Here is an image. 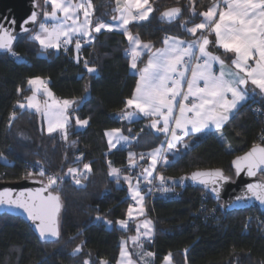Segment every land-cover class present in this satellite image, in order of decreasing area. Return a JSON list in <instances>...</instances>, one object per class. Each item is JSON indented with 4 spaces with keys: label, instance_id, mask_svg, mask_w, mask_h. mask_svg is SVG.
I'll use <instances>...</instances> for the list:
<instances>
[{
    "label": "trees",
    "instance_id": "trees-1",
    "mask_svg": "<svg viewBox=\"0 0 264 264\" xmlns=\"http://www.w3.org/2000/svg\"><path fill=\"white\" fill-rule=\"evenodd\" d=\"M38 3L42 4L43 0ZM91 3L94 22L114 15L112 0H91ZM187 3L188 0L152 2L154 11L149 19L131 23L129 30L142 41H151L154 47L166 36L184 35L185 27L200 19L191 16ZM211 3L212 0H196L197 13ZM174 6L184 8L179 21L169 25L161 23L158 14ZM95 36V41L81 49L89 66L96 67L94 74L84 68L83 59L79 64L73 62L71 48L58 53L48 50L42 56L41 49L28 34L15 41L12 50L17 56L0 54V153L7 157V161L0 160V182L19 181L26 178L28 171L35 173L32 166L37 161L49 172L60 175L68 167H80L84 163H90L92 169L81 185L65 176L58 186L63 205L59 216V243L41 242L20 218L0 216V264H83L89 253L97 262L103 259L115 264L120 240L134 232L135 221H129L128 230L122 232L114 225L107 229L105 223L96 220L97 214L113 224L126 219L131 203L127 186L122 181L117 185L108 175V161L124 173L127 152L143 154L157 147L163 134L152 130L147 119L126 123L118 118L137 82L136 75L129 73L127 41L119 32H101ZM37 76L48 80L49 89L60 100L79 101L85 97V86H88L89 99L80 104L73 116L67 141L59 133L49 136L45 130L41 131V117L31 109H20L16 105L30 94L27 79ZM18 87L22 89L19 94ZM256 101L250 100L238 109L223 129V142L216 134L209 133L168 165L159 164L158 173L179 177L195 169L219 168L233 177L231 159L255 145L259 135H264V115L255 111L256 108L264 111V101L259 97ZM13 111L16 118L9 127ZM75 116L88 119L89 125L80 128L75 124ZM113 128H121L124 134L136 138L126 147L109 151L104 133ZM81 153L82 161L74 163ZM145 207L147 217L153 221L155 235L152 242H145L144 246L155 254L154 264H159L168 253L172 254L173 264H185V249L189 250L187 264L264 262V227L258 226L264 221V212L258 209L223 215L219 204L208 194L191 187H184L177 199L149 196ZM81 241L83 251L73 257L71 252ZM14 248L20 251H12Z\"/></svg>",
    "mask_w": 264,
    "mask_h": 264
},
{
    "label": "snow or ice",
    "instance_id": "snow-or-ice-1",
    "mask_svg": "<svg viewBox=\"0 0 264 264\" xmlns=\"http://www.w3.org/2000/svg\"><path fill=\"white\" fill-rule=\"evenodd\" d=\"M119 3L120 0H117L118 5ZM47 5H51V11L46 9ZM34 7L42 10L43 21L39 20L40 12L32 11L20 25V33L28 34L29 39L38 42L42 53L49 49L59 51L61 48L67 52L69 45L74 44L73 58L77 64L83 59L84 68L89 74L96 73L97 69L89 66V61L82 57L81 49L84 44H91L96 40L94 33H100L102 29L108 32L114 29L121 30L129 42L130 47L126 52L130 57V69L136 72L139 78L132 96L125 102V108L118 113V118L129 122L139 117L147 118L150 120L149 127L156 133L163 134L165 140L147 154L150 163L147 167H142L140 172L132 175V170L140 165L136 158L137 154L129 152L127 166L129 174L123 175L120 168L114 167L111 161H108V175L115 179L117 185L121 180L127 184L130 198L134 202L128 205L127 218L117 220L115 223L121 229L127 230L129 221H135L136 234L129 239L132 245L141 249L135 253L141 264H150L155 254L144 250V244L152 242L155 232L153 221L146 215L147 197L154 191L162 195L174 193L178 183L191 180L202 185L219 201L224 185L235 182L232 176L219 168L194 171L190 176H182L176 181L158 173L157 165H168V154L178 155L180 152L178 145L190 150L191 144L185 142V137L214 133L223 142V129L237 114L238 109L250 100L257 102V97L264 101V0H213L206 11L199 13L196 0H188L186 7L191 16L203 18L201 22L185 28L194 39L182 40L168 36L163 41L165 46L155 50L151 41L143 42L139 35H134L128 27L134 21L149 19L154 11L150 0H124V7L116 9L119 16L112 17L115 23L102 20L94 22L91 0H78L76 3H73V0H43L42 4H34ZM183 11V7L174 6L163 11L161 16L168 21H174ZM48 20L55 23L48 24L46 22ZM9 23L15 25L16 21L12 19ZM30 24L34 27H28ZM15 31V28L9 30L0 24V50L9 52L14 57L17 56L12 50L13 42L17 39ZM213 33L214 42L209 39V35ZM210 44L223 49L224 53L233 54L231 66L226 65L221 55L209 50ZM145 52L148 55L147 62L142 68L138 67V61ZM214 64H219V72L213 71ZM27 85L32 88L33 95L23 98L26 103L17 101L16 105L20 109H35L37 113H41L46 118L47 134L51 136L53 133H59L61 138L67 141L73 116L80 104L89 99L88 86H85L86 95L81 100L61 101L53 98L47 81L39 76L28 78ZM21 91L22 89L18 87L17 93ZM38 92L52 98V103L45 101L42 108L36 97ZM255 111L264 115L260 108H256ZM15 118L16 112L13 111L9 117V127ZM75 124L86 127L89 120L75 116ZM44 130L42 127L41 131ZM104 135L107 137L109 151L117 148V145L129 144L136 138L124 135L121 128L106 130ZM82 156V153L76 156L74 163H80ZM139 159L144 160L145 156L140 154ZM0 160L7 161V157L0 153ZM233 165L236 177H239L241 172H246L248 177H257L259 174L260 179L255 183H247L240 194L219 206L234 208L251 201L264 206V146L254 145L242 157H237ZM32 167L36 169L35 173L28 171L26 178L39 177L36 182L41 187L15 193L9 188L0 190V208L7 210L4 215L14 210L22 211L34 225L42 242L59 243L61 239L59 215L63 205L57 191L58 186L63 183L65 176L71 177L76 185H81L82 180H86L88 173L92 171L91 164L84 163L82 169L68 167L63 175L49 172L40 161ZM154 172L157 175L154 176ZM156 181H159V184H156ZM139 217L144 219L140 220ZM96 220L109 227L113 224V221L99 214ZM258 226L264 227V221H260ZM83 247L84 242L81 241L72 250L71 255L75 257L82 253ZM12 251L19 252L20 249L14 248ZM188 251L184 250L185 264ZM133 256L134 253L129 251L128 242L122 240L116 264H138ZM83 264L109 262L103 259L97 262L89 253ZM163 264H173L171 253L164 256Z\"/></svg>",
    "mask_w": 264,
    "mask_h": 264
},
{
    "label": "water",
    "instance_id": "water-1",
    "mask_svg": "<svg viewBox=\"0 0 264 264\" xmlns=\"http://www.w3.org/2000/svg\"><path fill=\"white\" fill-rule=\"evenodd\" d=\"M34 4H39L38 0H0V24H2L5 28H8L9 30H11L12 28H15L16 31L14 34L17 35V39H18V37H20L22 35H27V34H21L20 33V25L22 24V22L27 17H29L31 15L32 11H34V10L40 12L39 20L41 18V14H42V10L38 7H34ZM169 8H171V7H169ZM167 9L168 8L163 9L158 14V19L163 24L169 25V24H172L174 22H177V21H179V19L183 15V13H182V15L174 21H168L166 18H163L161 16V13ZM12 19H15V21H16L15 25H11L9 23ZM28 27H34V26L30 24V25H28ZM15 41L13 42V45H14ZM8 53L9 52H6L4 50H0V54H8ZM252 147H250L245 152L234 156L231 159L230 167L233 171V180L235 182L234 183L229 182L228 184L224 185V187L221 191V199L219 201H217L213 197V195L210 192H208V190L205 189L202 185L196 184V183L192 182L191 180H185L186 187L201 189L203 192L208 194L214 202L218 203L219 205L222 203H227L235 195L240 194V192L244 189V187L247 183H255L260 179L259 174L257 177H248L246 175V172H241L239 177L235 176V167L233 165V161L237 157H242ZM209 169H218V168L195 169V170H192L191 172H189L185 176H190L194 171H198V170L203 171V170H209ZM38 179L39 178H24V179H21L19 181H15V182H0V190H3L5 188H9V189H12L15 193V192H19V191H24L26 189H36V188L41 187V185L36 182V180H38ZM45 195H47V193H45ZM254 208L258 209L260 212H264V206H261L259 204V202H256V201L242 203V204L237 205L234 208H227V207L221 208L219 206V211L221 214L227 215V214H230V213L235 212V211H244V210L254 209ZM6 211H7L6 209L0 208V216L4 215V213ZM60 213H61V211H60ZM8 215L12 216V217L20 218L21 220L26 222L28 224V226L30 227V229L33 231V233L37 236L38 240L41 241V239L38 236V232L36 231L32 222L27 219L25 213H23L20 210H14Z\"/></svg>",
    "mask_w": 264,
    "mask_h": 264
},
{
    "label": "crops",
    "instance_id": "crops-1",
    "mask_svg": "<svg viewBox=\"0 0 264 264\" xmlns=\"http://www.w3.org/2000/svg\"><path fill=\"white\" fill-rule=\"evenodd\" d=\"M156 1H157V0H150V3L152 4V2H156ZM76 2H78V0H73V3H76ZM212 2H213V0H212ZM211 4H212V3H211ZM211 4H210L208 7H210ZM117 7L123 8V7H124V0H120L119 5L117 4V0H112L111 10L114 11V15H113V16H119V12L116 11ZM208 7H207V8H208ZM207 8H206L204 11H206ZM48 11H51V5H49V9H48ZM91 12L93 13V5H92ZM58 15H60V14H58ZM151 15H152V13L150 14V16H151ZM113 16H112V17H113ZM150 16H149V17H150ZM112 17H110V18H108V19H105V20H102V21L107 22V23H115L114 21H112ZM43 19H44V18H43V13H42V14H41V20H40V21H43ZM81 19H83V15H82V13H81ZM202 19H203V18L200 17V19H199L198 21H196L195 23H199V22H201ZM46 22H47L48 24L55 23V21H52V20H48V21H46ZM134 22H143V21H134ZM132 23H133V22H132ZM195 23H193V24H191V25H188V26H186V27H192ZM186 27H185V28H186ZM36 30H38V27L36 28ZM101 32H108V31L102 29ZM101 32H100V33H101ZM112 32H119V33H122V34H123V32H122L121 30H117V29H114ZM95 34H98V33H94V35H95ZM198 35H199V33H198ZM169 36L178 37V38H180V39H182V40H191V39H194V37H193L190 33L186 32V31H185V34H184V35H169ZM166 37H168V36H166ZM166 37H164V38L162 39L161 44H160L159 46H157V47H154V46H153V50H155L156 48H162V47H164L165 45H164L163 41H164V39H165ZM125 39H126V41H127V49H129V47H130L129 42H128V40H127L126 37H125ZM209 39H210V41H213V42H214V41H215V34L213 33V34L209 35ZM143 42H145V41H143ZM36 43H37V45H38L39 48H40V45L38 44V42H36ZM84 45H87V44H84ZM69 48L72 49V53H73V57H74V55H75L74 44H73V45H69ZM127 49H126V50H127ZM49 50H52V51H54L55 53H58V52L62 51L63 48H61L59 51H57L56 49H49ZM126 50H125V52H126ZM209 50L215 52V53L218 54V55H221V58L225 60L226 65L231 66V59L234 58V57H233V54H231V53H224V50H223V49L218 48V46H215V47H214L213 44H210V45H209ZM126 55H127L128 58H129V73H130V74H133V75H136L137 80H138L139 77H138V75L136 74V72H134L133 70L130 69V57H129V55L127 54V52H126ZM42 56H45V53H43ZM73 57H72L73 62H74L75 64H77L76 61H75V59H74ZM147 59H148V55H147V53L145 52V54L141 57V60L138 61V67H141V68H142V67L146 64ZM81 60H82V59H81ZM213 71H214V72H219V64H214V65H213ZM44 80L47 81V85H48V80H47V79H44ZM136 83H137V82H136ZM135 87H136V85H135ZM135 87H134V89H135ZM27 88L30 90V94H29V96L33 95L32 88H31L30 86H28V85H27ZM48 88H49V87H48ZM133 91H134V90H133ZM132 94H133V93H132ZM36 97H37V100L40 102L42 108H43V106H44V102H45V101H47L48 103H52V98L47 97L43 92H38V93H36ZM53 98H54L55 100H60V99H57L54 95H53ZM256 99H258V97H257ZM61 101H62V100H61ZM24 102L26 103V101H24ZM243 105H244V104H243ZM17 107H18V105H17ZM31 110H33L38 116L41 117L43 128H44L45 131H46V118H45L41 113H37V112L35 111V109H31ZM140 119H147V118L139 117L138 119H135V120H133L132 122L138 121V120H140ZM124 121H125L126 123H132V122H129V121H126V120H124ZM147 121H148V124H150V120L147 119ZM79 127H80V126H79ZM80 128H84V127H80ZM152 130H153V129H152ZM122 133H123V132H122ZM123 134H124V133H123ZM208 134H209V133H208ZM124 135H126V134H124ZM205 135H207V134H200L199 136H197V137H192V138L185 137V142H186V143L193 144L196 140L200 139L201 137H203V136H205ZM127 136H128V135H127ZM129 137L131 138V136H129ZM105 138H106V142H107V137L105 136ZM164 140H165V137H164V135H163V140H162V141H164ZM131 141H132V140H131ZM107 145H108V144H107ZM160 145H161V143H160L157 147H159ZM126 146H128V144H126V145H125V144H121V145H117V148H119V147H126ZM157 147H155V148H157ZM178 147L180 148V152H179V154L185 151V149H183V147H182L181 145H178ZM155 148H153V149H155ZM115 149H116V148H115ZM153 149H151V150H149V151L143 153V155L145 156V159H144V160H140V159H139L140 154H139V155L137 154V157H136V158H137V161H138V164L140 165V167H137V168L133 169V170H132V175H135L136 173L140 172V171L142 170V167H147V166L149 165L150 160L148 159L147 154H148L149 152H151ZM108 150H109V149H108ZM112 150H114V149H112ZM112 150H111V151H112ZM129 152H133V151H128V152H127V155H126V164H125V168H124V169H125V172H124V173L122 172L123 175H127V174H129L128 171H127V166H128V154H129ZM133 153H134V152H133ZM179 154L176 155V156H173L172 154H168L169 162H171V161H173L175 158H177V157L179 156ZM158 166H159V164L157 165V168H158ZM156 174H157V173H155V172L153 173L154 176H155ZM111 178L114 179L113 177H111ZM121 181L123 182V180H121ZM123 183H124V182H123ZM124 184H125V183H124ZM125 185L127 186V184H125ZM142 187H145V186L142 185ZM127 190H128V186H127ZM128 195L130 196L129 191H128ZM130 204H134V202L131 200V203H130ZM138 219L142 220V219H144V217H139ZM105 225H106V224H105ZM113 225H114V227H115L116 229H118V230H120V231H122V232H126V231L128 230V229H127V230H125V229H121L120 226H119L118 224H116V223H115V224H112L111 227H113ZM106 227H107V229H110V228H111V227H109V226H107V225H106ZM135 234H136V232H135V227H134V232H133L132 234H130L128 237L121 239V240H120V245H121V241H122V240L127 241V242H128L129 251L134 253L133 258L137 260L138 264H141V262L139 261V257L135 255V253L140 252L141 249L136 248L134 245H132L131 240L129 239L131 236H133V235H135ZM144 245H145V244H144ZM144 250H147L145 246H144ZM147 251H149V250H147ZM119 252H120V246H119ZM118 257H119V253H118L117 258H118ZM163 258H164V257H163ZM116 260H117V259H116ZM115 264H116V262H115ZM150 264H154V257L151 258V260H150ZM159 264H163V259H162V261H161Z\"/></svg>",
    "mask_w": 264,
    "mask_h": 264
},
{
    "label": "built area",
    "instance_id": "built-area-1",
    "mask_svg": "<svg viewBox=\"0 0 264 264\" xmlns=\"http://www.w3.org/2000/svg\"><path fill=\"white\" fill-rule=\"evenodd\" d=\"M64 51V50H62ZM256 145H262L264 146V135H259V137L257 138V141L255 143ZM79 168H83V164L79 167ZM161 174V173H160ZM157 175V174H156ZM165 177H170L172 178L173 180H176V181H179L180 177L182 176H179V177H173V176H168V175H164ZM156 184H159V181H156L155 182ZM171 185V181H169V186ZM186 187V184H185V181H183L182 183H178L176 186H175V192L174 193H168V194H165V195H162L161 193L159 192H153V194L151 195V198H161V199H177L179 198L180 194H181V191L182 189Z\"/></svg>",
    "mask_w": 264,
    "mask_h": 264
}]
</instances>
